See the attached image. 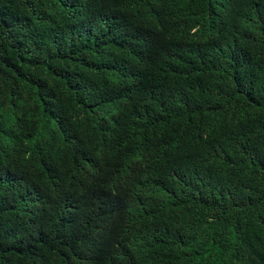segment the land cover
Returning a JSON list of instances; mask_svg holds the SVG:
<instances>
[{
	"label": "trees",
	"instance_id": "1",
	"mask_svg": "<svg viewBox=\"0 0 264 264\" xmlns=\"http://www.w3.org/2000/svg\"><path fill=\"white\" fill-rule=\"evenodd\" d=\"M0 264H264V0H0Z\"/></svg>",
	"mask_w": 264,
	"mask_h": 264
}]
</instances>
